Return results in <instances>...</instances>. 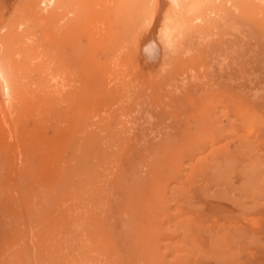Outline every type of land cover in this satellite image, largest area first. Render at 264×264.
Returning a JSON list of instances; mask_svg holds the SVG:
<instances>
[{
	"label": "rangeland",
	"instance_id": "374dc122",
	"mask_svg": "<svg viewBox=\"0 0 264 264\" xmlns=\"http://www.w3.org/2000/svg\"><path fill=\"white\" fill-rule=\"evenodd\" d=\"M57 1L58 27L87 16ZM177 1L153 69L127 57L153 11L100 33L120 94L84 99L51 65L52 0H0V264H264V0Z\"/></svg>",
	"mask_w": 264,
	"mask_h": 264
},
{
	"label": "bare ground",
	"instance_id": "6f19581e",
	"mask_svg": "<svg viewBox=\"0 0 264 264\" xmlns=\"http://www.w3.org/2000/svg\"><path fill=\"white\" fill-rule=\"evenodd\" d=\"M87 2H88V0H71L69 2V4H68L69 7H70V5H73L74 8L78 7V9H82V12H84V15L86 14L87 16L86 17L84 16V19H82L81 17L76 15V18L73 20L67 21L66 25L63 28L58 27L60 18L58 16L57 9H58L60 3H58L57 0H52L53 7H52L51 12H50V14H51L50 15V17H51V39L53 42L52 48H51L52 59H50L51 65L57 71L58 70V68H57L58 64L61 63L60 69L58 70L59 72H61L60 73L61 76H64V75L68 76L69 74H73V73L76 74V77L78 80L77 82L80 83V87L78 86V93H80L84 99L89 98L91 95H94L96 92H99V91L108 92L111 95H114L115 91L118 92L119 84L117 83L118 85H115L116 83H115L114 78L118 76L119 70L117 69V67L121 63V61H119L120 60L119 57L121 54L120 53L121 48H119L121 46H119V44L122 43L125 39L123 37L124 35H122L123 38L119 35L122 34V32H127V30L129 32V30L133 24H137L138 22H141V19L143 17L148 18L151 15L152 11H153V13L149 19L150 20L149 25H145V26L141 25V27L143 28L144 31L149 27V29L147 30V33L145 32L146 34L142 35L145 37H143L142 39H140L138 41V40H136L137 39V36H136L135 37V40L137 42L136 43V50L134 52H128V54L127 53H125V54H127L128 59L132 58V60H133L136 58L137 60H139L138 62L142 63V65L147 69L148 68L153 69L154 67L159 66L160 63H162V61L167 57V55L169 53L171 54L170 49H172L173 46L171 45V42L169 40L168 31L163 30L161 28V26L158 27V25L161 22V21L159 22V19L161 18L160 14L164 13L162 11L166 7V5L173 7L175 9L176 7H178V1L177 0H146L145 3H143V1L142 2L139 1L140 2L139 7L137 4H135L134 1H131L132 3H134V5H137L136 6V7H138L137 9H136V7L133 8V5L131 7V5H130L131 2L128 3L129 5L126 4L129 7H131V8H129L128 6L121 7L120 3L117 0H110V1H107V4L111 3L113 6L109 7V8L106 7L105 6L106 1H104L102 3L103 5H102L100 12L88 10L89 8L88 9L86 8ZM122 2H121V5L124 4V2L127 3L129 1L124 0ZM73 7L70 9L74 10ZM149 7L151 8L150 13L146 14L149 11V9H147ZM91 8H92V6H91ZM200 8L199 7L197 8V12H199L198 9H200ZM134 10H137V12H135ZM111 18H112V22H110ZM157 23H158V25H157ZM98 24H99L100 28L95 30V25H98ZM139 28H140V26H139ZM101 32L105 33L104 36H107L106 37L107 39H108V35H110L109 38H111L113 40L121 37L120 38L121 42L118 41L120 43L117 45L119 47L113 48V46H112L107 51L108 54L112 55L111 59H109L108 57H107L108 58L107 59L103 56L106 54V52H100V51L95 52V50H94L95 49L94 45H95V42H97V38H101L100 37ZM130 32H132V31H130ZM130 34H129V36H130ZM127 35H126L125 42L127 41ZM59 36H60V40H59ZM179 36H181V35H179ZM132 37H133V35H132ZM82 39H85V41H86V43L84 45L82 44ZM104 39L101 38V40H104ZM107 39L105 40V42L107 41L106 44L109 43V41H110V39L109 40H107ZM72 40H74L73 43H76V50L72 51V54H71L72 55L71 57H73V61L70 63H67L66 60L63 59L62 61L59 62V59H58L59 53H61L64 57H66V55H67L66 46L69 43H72L71 42ZM131 40H132V38L130 39V41ZM115 42H116V40H115ZM118 42H116V43H118ZM125 42H124V44H126ZM175 42L176 41L174 40V43ZM116 43L114 44V42H113V45H116ZM124 44H123V47H124ZM81 47L83 49H80ZM68 55H70V54L68 53ZM98 56H99L100 60L98 62H96V58ZM106 56H107V54H106ZM123 62H125V61L123 60ZM163 66H165V65H163ZM117 70H118V73L116 72ZM52 73H53V71H52ZM119 78L122 79V77H119ZM63 79H65V76ZM112 79H114L113 82L115 83L113 85H111ZM118 80H120V79H118ZM123 81H124V79H123ZM123 81H121V82H123ZM126 83H127V81H126ZM124 84H125V82L123 84H120V86H122ZM127 86H129V84ZM127 86H123L122 89L124 90ZM122 89H121V91H122ZM125 90L129 93L128 87ZM125 90H124V92H126ZM117 92H115V93H117ZM128 93H125V94L128 95ZM87 100H89V99H87ZM102 105L107 106L105 108H108L110 106L109 104H102ZM205 106H208V105L206 104ZM198 112H199L198 113L199 116L197 118L199 119L198 120L199 122L205 123L207 121H210L209 110H207L205 108L204 109L199 108ZM100 121L104 122V118H101ZM211 122H213V121H211ZM196 124H198V123H196Z\"/></svg>",
	"mask_w": 264,
	"mask_h": 264
}]
</instances>
